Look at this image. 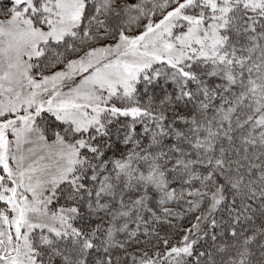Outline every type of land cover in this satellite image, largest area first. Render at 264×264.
<instances>
[{
	"label": "snow or ice",
	"instance_id": "6c2138e0",
	"mask_svg": "<svg viewBox=\"0 0 264 264\" xmlns=\"http://www.w3.org/2000/svg\"><path fill=\"white\" fill-rule=\"evenodd\" d=\"M0 264H264V0H0Z\"/></svg>",
	"mask_w": 264,
	"mask_h": 264
}]
</instances>
